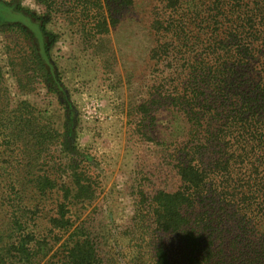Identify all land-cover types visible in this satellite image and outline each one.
Here are the masks:
<instances>
[{
  "label": "rangeland",
  "instance_id": "rangeland-1",
  "mask_svg": "<svg viewBox=\"0 0 264 264\" xmlns=\"http://www.w3.org/2000/svg\"><path fill=\"white\" fill-rule=\"evenodd\" d=\"M84 1L54 0L48 10L37 0H0V89L8 92L0 94V113L14 114L28 101L32 107L24 108L23 117L57 131L37 145L31 164L24 148L2 147L0 231L13 214H25L31 228L38 225L36 240L46 254L36 264H62L71 235L90 238L100 264H155L161 248L174 263L185 264L191 249L182 234L157 229L151 213L159 190L180 188L178 162L192 158L190 148L205 143L212 114L220 113L212 128L224 126L225 110L204 114L201 105L214 101L217 86L207 80V69L195 67L197 62L217 66L211 42L221 34L224 18L214 33L209 17L214 0ZM252 56L229 77L226 91L230 102L242 106L247 100L249 114L264 121V47L257 46ZM18 77L28 93L20 91ZM199 91L204 92L201 105ZM189 112L202 116L200 132ZM258 130L264 142V122ZM227 135L228 152L238 154L236 133ZM253 149L238 172L242 177L255 172L259 183L263 173L259 167L253 171L251 163L264 149L259 150V141ZM73 170L91 185L92 198L75 199L73 187L67 193ZM40 175L56 178L57 187L42 195L44 202L33 213L28 210L32 189L21 192L20 181L25 176L27 185ZM250 184L244 204L227 203L221 210L212 203L215 213H222L227 243L238 235L248 243L211 246L218 263L264 264L262 192L251 193ZM70 197L74 225L68 231L49 229L58 203Z\"/></svg>",
  "mask_w": 264,
  "mask_h": 264
},
{
  "label": "trees",
  "instance_id": "trees-1",
  "mask_svg": "<svg viewBox=\"0 0 264 264\" xmlns=\"http://www.w3.org/2000/svg\"><path fill=\"white\" fill-rule=\"evenodd\" d=\"M37 1L48 10L54 6V0ZM77 1L82 5L87 3L84 0ZM223 8H225L224 11H222ZM210 10L212 12L209 17L214 33L219 30L220 19L224 18L221 34L217 32L212 37L210 49V53L214 54L218 63L214 68H203L205 64L197 62L195 67L198 70L207 69L205 70L209 73L207 80L215 81L217 87L213 95V102H205L201 105L199 98L203 96L204 92L199 91L195 95L204 109V114H209L220 108L225 110L224 126L212 128L211 125L219 120L220 113L212 114L211 125L209 124L211 127L205 126L207 129L205 143H198L191 147L192 158H184L183 162H178L177 167L182 181L180 188L176 191L159 190L155 195V206L153 205L154 210L152 209L153 213H151L157 229L180 231L182 242L191 249L185 264H222L213 260L215 251L211 246H233V248L248 246V243H244L245 237L241 238L240 235L227 243L226 232L221 226L224 219L222 213L220 215L215 213L214 203L219 205L221 210H224V205L227 203H235L238 206L244 204L247 199L245 193L252 191L251 182L255 190L251 193L259 192L260 194L262 192L259 197V210L264 209V151L259 152V158L251 163L253 171H257L259 167V173H263L259 176V183L254 182L257 175L255 172L243 177L238 172V167L244 165V162L252 156L256 142L259 141V150L264 149L261 136L256 135L259 134V125L264 121L258 120L252 113L249 114L250 103L247 104V100H244L242 106L230 102L229 93L231 91H226L229 77L235 75L241 66L250 62L257 46L264 47V0H214ZM158 23L161 24L162 21H158ZM166 23L168 26L173 25L170 20ZM231 48L233 49L231 50ZM229 52L230 60L222 63L221 58L223 59ZM1 75L0 72V77ZM17 82L22 93L30 91L23 84L22 78L18 77ZM259 87H261L260 84ZM0 94L7 97V89H0ZM29 107L31 108L32 105L28 101H23L14 108V114L12 110L10 115L3 116V113H0V155L3 153L2 147L7 149L15 145L24 148V153L28 151L31 164L36 159L33 153L37 145L42 146V141L48 137L52 138L57 131L46 125L36 124L31 118H24L23 115L26 114L24 108ZM189 119L194 129L196 128L200 132L199 130L204 125L202 116L189 112ZM232 133H236L234 137L238 154L228 152L229 137L227 134ZM232 144L234 145V143ZM30 169L28 172L31 175ZM72 174V185H66L67 193L73 187L75 199L92 198V187L82 179V174L75 170L72 171ZM25 179V176H22L21 189L19 190L23 192L27 188L32 189L34 202L28 210L35 213V210L40 209V203L44 202L41 198L42 195L53 192L57 187V179L52 178L51 175H40L31 178L27 185ZM71 198H67V202L58 203L56 215L51 216L48 220L49 229L52 227L68 231L74 225L75 220L70 215L72 210L70 205L73 204ZM21 199H25L24 195ZM243 208L246 207L243 206L242 210ZM189 209H192L191 213L188 212ZM24 216L25 214L20 216L13 214L4 229L0 231V264H16L17 262L19 264H36V261L45 256L46 251L41 250L43 243L36 240L38 225L31 228ZM75 237L74 235L70 236V247L62 264H100L96 248L90 238ZM259 246H263L264 254V243L260 245L259 242ZM222 249L219 250L220 253L223 252ZM155 264L176 263L170 259L168 252L161 248L158 251Z\"/></svg>",
  "mask_w": 264,
  "mask_h": 264
}]
</instances>
